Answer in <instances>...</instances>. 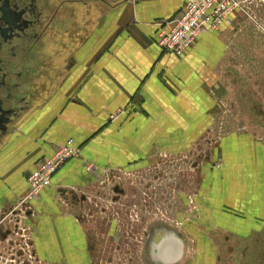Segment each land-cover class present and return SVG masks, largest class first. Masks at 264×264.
<instances>
[{
  "label": "crops",
  "instance_id": "0c3cea01",
  "mask_svg": "<svg viewBox=\"0 0 264 264\" xmlns=\"http://www.w3.org/2000/svg\"><path fill=\"white\" fill-rule=\"evenodd\" d=\"M185 1L124 0L116 8L106 0L78 3L90 11L83 14L90 17L91 43L88 37L59 89L0 146L1 209L24 194L28 172L57 146L79 149L81 156L64 162L51 186L31 200L39 259L68 264L88 259L86 248L97 240L88 233L94 230L91 219L98 223L104 218L97 215L110 210L93 208L88 200L107 193L106 183L99 184L102 172L137 171L154 160L157 149H185L194 135L208 133L210 75L222 39L234 27L202 34L181 57L164 51L155 42L158 22L170 20ZM102 41L106 45L98 46ZM84 160L99 175L88 173ZM217 161L194 196L198 215L195 211L187 230L196 245L188 264H215L212 232L245 239L264 230V140L225 134L218 139ZM88 213L93 216L86 220Z\"/></svg>",
  "mask_w": 264,
  "mask_h": 264
},
{
  "label": "rangeland",
  "instance_id": "374dc122",
  "mask_svg": "<svg viewBox=\"0 0 264 264\" xmlns=\"http://www.w3.org/2000/svg\"><path fill=\"white\" fill-rule=\"evenodd\" d=\"M123 1L118 0L112 3V6L117 7ZM240 4L243 11L239 15V21L235 24L233 31L227 32L222 39L223 51L210 75L209 104L206 112L208 133L194 135V141L185 149L167 151L157 149L156 154L151 156L153 161L137 171L125 173L129 174L125 180L123 178L117 180L115 176L107 185L108 191L104 196L95 193L94 196L92 195L93 198L88 199L91 200L90 204L93 208L102 205L110 208L106 215L98 214L97 217L104 218L98 220L102 223L112 218L111 234L114 242V245L106 247L107 249L93 243V246L86 248L88 258L106 251L107 254L134 256L133 260L129 258V264L131 262L141 264L142 259L143 264H150L145 258L147 256L146 237L143 236V231L146 229L148 232L151 228H165L174 232L182 240H186V242L184 240V254L176 264H188L189 257L192 256L191 252L196 245V242L192 240L191 232L187 230L190 220L198 215L194 196L199 193L209 166L218 164V139L225 134L236 132L264 140V0H240ZM76 9L82 16L84 7L79 5ZM62 17L67 23L69 15L62 13ZM69 21L72 22L75 19L69 17ZM88 32L90 38L93 31L89 29ZM91 40L92 38L89 39V43ZM84 43L85 41H82L78 48ZM102 44L106 45L102 41L98 46ZM55 49L56 46L52 45L47 48L49 52ZM94 52L96 51L92 53ZM79 54L81 53L77 56H80ZM68 73L69 70H66V75ZM59 81L60 78L57 79V87ZM10 136L7 137V141ZM122 192L123 194H120ZM18 199L19 197L10 207L4 208L3 213L16 208V214H22L18 217L23 216L24 221H27L24 223L28 232H33L29 222L31 215L34 214L31 202L29 204L31 212H29L24 210V204L17 205ZM189 199H192V203H189ZM20 209L24 211V214ZM90 215H85V219H90ZM11 216L8 214L7 218ZM91 220L94 223V230L88 233H91V236L95 235L98 240L109 239L108 232H100L98 229L99 222L96 223L95 219ZM196 234L199 236L200 232L193 233V235ZM208 240L214 244L215 264H264V230L245 239L216 231L210 234ZM26 249L23 238L14 237L12 241L0 247V254H4L0 257V264H19L26 260L23 251ZM30 250L34 256L32 264H39L33 243L30 245ZM86 261L84 264L87 263ZM48 263L58 264L53 261Z\"/></svg>",
  "mask_w": 264,
  "mask_h": 264
},
{
  "label": "flooded vegetation",
  "instance_id": "af4514ba",
  "mask_svg": "<svg viewBox=\"0 0 264 264\" xmlns=\"http://www.w3.org/2000/svg\"><path fill=\"white\" fill-rule=\"evenodd\" d=\"M86 1L0 0V121L10 132L33 108L41 105L59 89L68 75L66 70L70 71L77 60L79 44L89 37L90 17L84 14L80 16L76 6L78 3L88 4L95 0ZM84 9V12L89 11L85 7ZM72 11L77 12V15H73ZM62 13L68 14L75 21L70 22L68 17V23L65 24ZM50 45L56 46V49L49 52L47 48ZM2 124L0 123V128ZM98 225L100 232H108L109 239H97L98 242L95 240L94 245H99L100 248L104 246V249L113 246L112 218ZM4 231L6 230L0 226L1 242L5 241L6 236L1 238ZM146 231H143V236L146 237L145 258L148 263L153 264L150 247L156 241V228ZM125 243L127 244V240ZM3 255L0 254V257ZM129 258L133 260L134 256L107 254L105 251L88 258L86 264H129ZM38 263L49 264L41 259ZM140 263L143 264V259ZM20 264L32 262L24 260Z\"/></svg>",
  "mask_w": 264,
  "mask_h": 264
},
{
  "label": "built area",
  "instance_id": "2783aa9c",
  "mask_svg": "<svg viewBox=\"0 0 264 264\" xmlns=\"http://www.w3.org/2000/svg\"><path fill=\"white\" fill-rule=\"evenodd\" d=\"M242 11L240 0H186L170 20L164 23L158 22L155 42L164 51L181 57L186 54L202 34L220 31L222 26L235 27ZM79 154V149L76 146L66 143L57 146L51 156L42 158L38 165L28 172L26 177L28 187L24 194L19 196L17 205L19 203L24 204V210L31 212L29 210L31 200L38 197L41 191L51 186L53 174L66 160L79 157ZM84 168L90 174L99 175L97 166L92 162L84 160ZM125 173L127 172L119 170L110 173L104 171L101 173L103 176L99 180V184L106 183V185H109L115 176L117 180H122V178L125 180V177L129 175ZM189 203H192V199H189ZM4 211V209H0V215H2L0 216V226L8 233L5 241H0V245L7 244L14 237H22L27 248L23 250L26 255L25 261L32 262L34 259L30 250L32 232H28L29 230L24 223L25 218L23 219V216L18 217L22 214H16V208H11L10 211L3 213ZM8 214L12 215L9 219L7 218ZM36 260L39 261V258H36Z\"/></svg>",
  "mask_w": 264,
  "mask_h": 264
},
{
  "label": "water",
  "instance_id": "95a60500",
  "mask_svg": "<svg viewBox=\"0 0 264 264\" xmlns=\"http://www.w3.org/2000/svg\"><path fill=\"white\" fill-rule=\"evenodd\" d=\"M0 123L2 124V121H0ZM10 133V130H7L6 126L2 124V127L0 128V146L4 143ZM7 233V230L4 231L1 238H4ZM183 250L184 239L182 240L181 237L168 229H156V241H153L150 247L153 264H173L181 258Z\"/></svg>",
  "mask_w": 264,
  "mask_h": 264
},
{
  "label": "trees",
  "instance_id": "16d2710c",
  "mask_svg": "<svg viewBox=\"0 0 264 264\" xmlns=\"http://www.w3.org/2000/svg\"><path fill=\"white\" fill-rule=\"evenodd\" d=\"M107 2H117L118 0H106Z\"/></svg>",
  "mask_w": 264,
  "mask_h": 264
},
{
  "label": "bare ground",
  "instance_id": "6f19581e",
  "mask_svg": "<svg viewBox=\"0 0 264 264\" xmlns=\"http://www.w3.org/2000/svg\"><path fill=\"white\" fill-rule=\"evenodd\" d=\"M181 258H182V256H181ZM181 258H180V259H181ZM180 259H179V260H180ZM179 260H178V261H179ZM178 261H177V262H178ZM177 262H175V263H173V264H176Z\"/></svg>",
  "mask_w": 264,
  "mask_h": 264
}]
</instances>
